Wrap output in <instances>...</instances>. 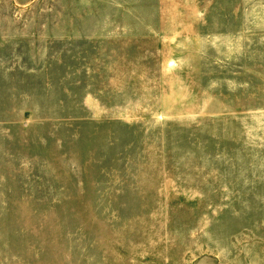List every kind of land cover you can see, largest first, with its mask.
Returning a JSON list of instances; mask_svg holds the SVG:
<instances>
[{
    "label": "rangeland",
    "instance_id": "obj_1",
    "mask_svg": "<svg viewBox=\"0 0 264 264\" xmlns=\"http://www.w3.org/2000/svg\"><path fill=\"white\" fill-rule=\"evenodd\" d=\"M0 264H264V0H0Z\"/></svg>",
    "mask_w": 264,
    "mask_h": 264
}]
</instances>
